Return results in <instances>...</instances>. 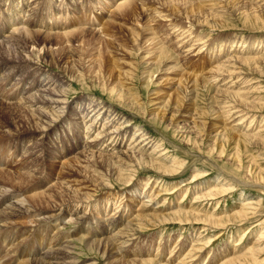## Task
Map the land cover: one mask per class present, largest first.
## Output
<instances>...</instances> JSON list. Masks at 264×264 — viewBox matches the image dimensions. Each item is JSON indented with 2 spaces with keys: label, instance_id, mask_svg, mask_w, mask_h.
I'll list each match as a JSON object with an SVG mask.
<instances>
[{
  "label": "rangeland",
  "instance_id": "obj_1",
  "mask_svg": "<svg viewBox=\"0 0 264 264\" xmlns=\"http://www.w3.org/2000/svg\"><path fill=\"white\" fill-rule=\"evenodd\" d=\"M21 1L19 18L9 20L8 15L16 11L14 2L0 0V41L4 40L0 51L15 58L7 71L0 69V104L1 98L19 91V78L30 75L21 84L26 92L34 78H44V71L60 81L65 102L61 118L71 116V120L63 122L47 114V120L53 119L57 126L37 135L42 144L39 149L43 148L39 161L31 152L27 157L23 150L11 153L19 142L12 136L14 116L21 112L22 117L35 120L28 108L14 113V108L0 106V126L5 123V130L12 132L5 138L0 135V158H9L6 169L16 175L15 181L31 187L25 196L31 205L60 194L68 205H78L83 213L94 215L79 224L69 222L59 232L53 230L55 218L40 225L31 223L30 218L13 226L0 222V264L11 257L28 264L29 258H36L38 246L48 251L60 238L70 242L69 257L75 264H225L229 258L227 264H264V0H146L145 8L141 0H132L136 11L131 7L115 10L120 0H73L80 4L76 11L68 0H33L31 7L32 0ZM84 1L89 4L87 11L81 5ZM43 6L48 7L43 18L50 14L59 26L38 36L35 45L25 44L22 52L17 37L9 39L10 26L23 20L35 29L31 22ZM79 10L85 12L82 22L76 17ZM67 14L69 18L63 20ZM182 21L193 25L206 45L185 57L164 42L169 25ZM244 40L248 42L242 44ZM45 45L46 49L62 50L55 53L57 59L52 63L41 60L44 50L38 48ZM67 46L76 49L75 55L79 53L75 60ZM22 58L35 62L34 67H14ZM12 70L18 75L5 80ZM226 70L242 74L228 75ZM236 80L239 82L234 84ZM82 98L101 102L118 113L117 118L128 120L124 126L129 125L131 131L125 143L133 142L134 130L151 136L153 142L146 146L145 157L158 166L137 162L131 182H127L129 177L119 181L110 175L109 163L84 151L92 138L85 140L86 126L82 118L76 119L80 115L68 113L70 106L81 105ZM234 104L244 109L240 114L249 111L245 122L241 121L245 116L234 115L235 109L228 113ZM21 123L27 121L18 122V126ZM73 128L80 140L72 135ZM31 141L23 146L28 147ZM74 141H79L78 149H73ZM140 143L138 148L146 142ZM15 169L30 173V179L21 182ZM63 171L72 174L73 183H62L58 174ZM107 172L112 181L104 186L100 177L106 178ZM148 193L153 194L152 200L146 197ZM209 193L215 198L202 196ZM193 209L199 212L193 211V218L185 221L190 215L187 211ZM115 218L125 222L120 230L123 234L132 229L136 232L131 241L118 244L123 252L108 251L112 246L105 248L104 241L90 242L91 234L97 235L101 226L111 227ZM22 251L29 255L21 257Z\"/></svg>",
  "mask_w": 264,
  "mask_h": 264
},
{
  "label": "bare ground",
  "instance_id": "obj_2",
  "mask_svg": "<svg viewBox=\"0 0 264 264\" xmlns=\"http://www.w3.org/2000/svg\"><path fill=\"white\" fill-rule=\"evenodd\" d=\"M25 1L26 0H24V4L26 3ZM138 1L139 0H137V2ZM144 1H146V0H141L140 2L142 3L141 5L145 8L147 3H145ZM13 2H14V6L13 5L12 6H13V8L15 7L16 11H13L14 14L8 15L9 20H14L17 17L19 18V15L23 10V9L18 10V6L22 2L21 0H16V1L13 0ZM15 2H16V4H15ZM132 2H133L132 0H120L119 3L115 6V10L117 9V11H121V10L124 11V9H125L128 11L129 10L128 8H130V7L133 8L132 10H135V11L138 10L137 6L135 5L136 6L135 7L132 4ZM68 3H71L70 7L74 8L75 11L77 9H79L78 8L80 5L79 3H77V2L74 3L73 0H68ZM32 4H33V0L29 4V7H31ZM134 4H136V3H134ZM81 5L84 8V10L87 11L89 4L84 1L83 3H81ZM98 5L101 6L100 8L102 10L104 9V6H103L104 4L101 1L98 2ZM135 11H133V13ZM47 12H48V7L43 6L41 9V12L39 11L37 18L31 22V24H33V28H35V29L28 28L26 21L24 22L23 20H20L18 23L16 22L15 24L11 25L10 29L7 28V29L11 30L9 39H11L13 37H17V39L19 41L18 42V48L20 51H22V52L26 51L25 44L31 43V45H35L36 44V38L38 36H40L41 34H44L46 32H50V31H54V30H48V29L58 28L57 26H59V25H58V22H56V17H53L52 15L49 14V15H47L48 18H46V17L43 18V16H45V14ZM57 13H61V12L59 11ZM73 13L75 14V12H73ZM83 13H85L83 10H79L76 13V17H78V19H80L78 22L83 21V19L81 18ZM123 13L126 15L129 14L128 12L127 13L123 12ZM123 13H121V14H123ZM66 16L63 17V20H67V18H69L68 14ZM40 17H41V19H40ZM70 17L72 18L71 15H70ZM110 17L112 18L113 15ZM50 19L52 20V22L50 21ZM75 21H77V20L75 19ZM94 21H96V20H94ZM8 24H10V23H8ZM171 25H169L170 28L167 29V33L164 37V39H165L164 42L167 44L165 46L174 47L176 50L180 51L184 57L187 55H190L195 50H201L204 46H206L204 44V42L201 41V40H203V37L198 36L199 35L198 31H195L193 29V25L188 26L186 24V21L174 22ZM100 31L103 34L102 29L99 30V32ZM2 42H4V40L0 41V45L2 44ZM68 42H71V41L70 40L67 41V44H68ZM77 42H79V41H77ZM247 42H248V40H244L242 44L247 43ZM67 47H65V48H67ZM38 50L40 52H42V50H44V53H42V55H41V60L43 59L44 61H47L48 63L49 62L52 63V61H55L57 59L55 57V53L57 55L58 53L60 54V52L62 51V50H58V49L53 50V47H47V49H46V45L41 47V48H38ZM66 50H68L70 57L74 58V60H75L76 56H79V53L77 55H75L74 52L76 49L73 47H68ZM246 50L249 51L248 49H246ZM64 52H65V49H64ZM150 54H151V52L146 53V56H148V60H150V58H151ZM214 54H215V52H213L212 56H214ZM216 54H218V52H216ZM28 55H30V54H28ZM58 57H59V55H58ZM228 59L230 60V57ZM12 60H15V58H11V57L5 55L4 53H2L0 51V69L1 70L4 69V71H7L8 70L7 68L11 66L9 64V62H11ZM20 60H21L20 62L19 61L16 62L17 60L15 61L17 63V65H15L14 67L19 66L22 68L24 66V64H27L28 66L34 67L33 64L35 62L32 63L33 61H31V59H30V61H28L26 58H22ZM147 63H149V61ZM231 68L234 69V68H238V67L232 66ZM35 69H36V67H35ZM37 69L40 70V68H38V67H37ZM41 73H42V76H44V78H42V77H41V79H35L34 78L33 83L31 82L32 84L29 86L30 87L29 91H26V92L24 91L25 89L23 88V86H21V84L26 83L28 78H30V75L28 74L27 78H23V76H22V78H19L18 79L19 81L18 80L17 81H18V84L20 83L19 85H20L21 89L19 88V91H16L14 96L9 95V96H4V98H1V104H0V106H5L6 109L7 108H12V109L14 108L15 110H17V111L14 110V113H17L18 110H21V109L26 110L25 109V107H26V108H28V112H29L30 116H33L35 118V120H28L27 118L22 117L24 114L21 115V112L19 111L20 114L18 113L14 116L15 122H12L13 125H15V123H16V125L14 126L15 129L12 130L13 133L10 132L9 130H5L6 124L3 123V125L0 126V135H1V138H3V137L5 138V137H7V136H5V134H11L12 133L13 134L12 136H15V138L19 141L18 143H15L14 146L12 147V152H11L12 154L15 155L19 151L23 150L22 152H23L24 157H27V155L30 154V152H31V153H34L31 157H33L34 159L39 160V161L42 158V155L40 154V152L43 151V148L41 150L39 149V147H42V144L40 143V141H38L39 138H38V140L36 139L37 135L39 133H42V134L48 133V132L52 131L55 126H57V124L53 123V119H52V121L47 120V114L53 115V117H56V118H61L63 116L62 114L65 112V107H62V105L65 104L64 99H63L64 94L61 93V92H63V90L60 91L61 85H60V83L58 84V82H60V81L59 80L55 81L54 77H52L51 73L44 72V71ZM235 73L236 72H234L233 70H231V71L228 70L227 73L225 72V74H228V75H234ZM236 74H242V72H240V73L237 72ZM5 75H4L5 80L8 78L10 79V78L14 77L15 75L17 76L18 71L12 70ZM46 80L48 82L44 83V81H46ZM237 82H239V81L236 80V83H234V84H237ZM61 84H62V82H61ZM233 86H237V85H233ZM32 91H33V93H32ZM229 91L230 90H228L227 92H229ZM27 92L31 93V94L29 96H26L25 93L27 94ZM111 93H113V92H111ZM229 93H232L234 95H239V92H232L231 91ZM86 100L87 99L82 98L79 101V104H81V105H79V106L77 105L74 107L70 106L69 107L70 110L68 113L72 114V115H74V114L80 115L76 119L78 120V119L82 118L81 123H84V125L86 126L87 131H84L85 140H87L88 138H92V140H89V141L87 140V143L85 145V149L83 148L84 151L89 156L96 157L98 160L101 159V160L109 163L110 175H116V178L119 181H123V180L126 181L127 177H129L127 182H129V181L131 182L132 177H133L132 175H134L132 173L137 172V169H136L137 166H135V165H138L137 162H139V161L140 162L146 161L150 165H153L155 167L158 166V165H156V162L154 160H150V159L147 160L146 159L147 157H145V153H146V151H148L146 146L150 145L153 142V140L151 139L152 138L151 136H149L147 133H145V131L144 132L141 131V129L134 130L133 136L131 138L133 142H131V144L125 143L124 142L125 138H126L127 134H130V131H131V130H129V127H128L129 125L124 126V124L127 123L128 120H123V117H120V116H119V118H117L118 113L116 114V112L109 110L110 108L106 107V105H102L103 103H101V102H97V101L93 102V101H86ZM83 106H84V108L82 109ZM236 108H238V109L236 110ZM89 110H91L90 113H89ZM232 110H234V112ZM12 111H11V113H12ZM25 112L26 111H24V113ZM232 112L235 113L234 115H236V113H237V114L242 116L243 114H240V113L244 112V109L240 108V106L237 107L235 105L234 107L229 108L228 113L231 114ZM247 115L249 116V111L245 115H243V116H245V118H243L241 121L245 122L246 118L248 117ZM67 116H69V115H67ZM253 116H255V115H253ZM64 118L65 117H63L61 119H64ZM24 120H26L27 123H21L18 126L17 123L20 121H24ZM68 120H71V116H70V119H64L63 122L64 121L67 122ZM103 120H105V121L103 122ZM254 120H255V118H253L250 122H253ZM35 124H38L40 126L34 127ZM100 126L102 127V129ZM45 130H47V131H45ZM72 131H73L72 135H76V138L78 140H80V135L78 134V132L75 131L74 128L72 129ZM138 138L140 139V142H146L144 147L141 146V148H138L139 144H141L140 142L139 143L135 142L138 140ZM31 139L33 141H31V143H29L28 147L25 148L23 146V142H28ZM101 141H102V143L106 142L105 147H103V145L101 146V144H102V143H100ZM78 142L79 141L72 142V143H74L73 149H78ZM97 142H99V144H97ZM132 144H134V145H132ZM131 145L133 147H131ZM51 146H53V145H51ZM153 146L154 145H152V147ZM106 152H108V153H106ZM9 163H10L9 158H7L6 156L2 159L0 158V167H1L0 168V222L5 223L6 226H13L14 224L24 223V221L23 222L20 221V220H23L24 218H26V219L30 218L31 223H35V224L40 225L43 222H51L55 218L54 223H53V230L56 232H59L61 229V226L65 225L69 222H71V223L75 222V223L79 224L85 218H87V220L93 219L92 218L94 215L93 213L87 215V213L82 212V207H80L78 205L73 206V204L68 205L67 202H69V201H67V199L65 197H62L60 194H51V195H49V197L43 198L41 200L33 201L34 202L32 204L33 207H31L32 206L31 203L25 197V196H27L26 194L30 193L31 187L23 186L22 184L15 181L16 175L10 173V171H7V169H6V167L9 166ZM83 163H86L89 166L91 165L89 162H86L85 160H83ZM118 167H120V168H118ZM93 170H95V169H93ZM163 170L165 171L166 169L163 168ZM166 171L172 172L173 170H166ZM15 172L17 173V176H19V180L21 182H25V181L29 180L31 177L30 173H23L21 171V169L20 170L15 169ZM36 172L38 173L39 170H36ZM101 174H103L102 171H101ZM58 175H59L58 178L62 181V183H65V184L73 183V180L71 179L72 174L70 172L63 171V173H61V174L59 173ZM110 175L107 172L104 174V176L106 178H104L103 175L100 177L103 179L104 183H102V184L104 186L110 185L109 183L112 181V178ZM14 182H15V184H14ZM39 185L40 184H37L36 186H39ZM137 187L138 186L136 185L135 188H133V190H131V191L134 193ZM227 190H229V188L225 189V191H227ZM152 195L153 194L150 195V193H148L146 197H150V200H152L151 199V197H153ZM202 196L205 199H211L212 197L215 196V194L209 193L207 195H202ZM107 198H105V200ZM105 200L103 199V201H105ZM100 202H101V199H99L98 203H100ZM143 204H144V201H143ZM193 211L199 212V209H193L192 211H187V213H189L190 215H188L186 217L185 221H190V219L193 218L192 217ZM180 212L183 213V211H180ZM98 214H99V212H98ZM91 215H92V217H91ZM103 215H106V214H103ZM195 219H196V221L200 220V218H195ZM206 220L208 221V219H206ZM110 222H111V227L113 229H111L110 226H108V227L101 226L100 231L97 235L91 234L90 242L101 243L104 241L103 245H105V248H107V246L108 247L112 246L108 251L118 250L119 252H123L124 251L123 247H121V246L119 247L118 244L119 243L124 244V243L131 241L132 239H129V238L133 237L136 234L135 229L131 228L132 230H128L126 233L123 234L120 231V230H122V227L125 224V222L122 220V218H115L114 220H112ZM181 222H183V221H181ZM2 231H3V227L0 226V232H2ZM130 231H132L133 233H131ZM36 236H37V242L40 243V241H39L40 237H38V235H36ZM7 239H8V236L6 237V239H4V242ZM13 240H10L9 242L11 243V242H13ZM69 243L70 242L66 241L65 239L60 238V239H58L57 243H55L54 245L50 244L48 251L45 250L44 246H42V249H41V246H38L37 250L35 251L36 252V258H35V256H32L31 258H29L30 261L28 262V264L29 263L30 264H75L71 260V258L69 257L70 256V252H69L70 244ZM1 248H0V250H1ZM41 250H43V251H41ZM15 252H17V251H15ZM24 254L29 255L28 253H25L23 251L20 252L21 257ZM31 255H33V254H31ZM228 261L231 262V258H229L225 262V264H227ZM5 264H21V263H20L19 259L15 260L14 258L11 257L9 260H7V262H5Z\"/></svg>",
  "mask_w": 264,
  "mask_h": 264
}]
</instances>
